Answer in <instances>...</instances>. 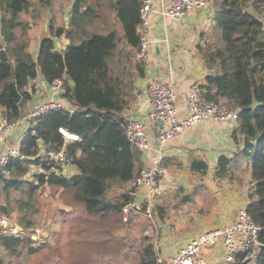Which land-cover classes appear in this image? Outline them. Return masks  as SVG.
I'll use <instances>...</instances> for the list:
<instances>
[{"label": "trees", "instance_id": "1", "mask_svg": "<svg viewBox=\"0 0 264 264\" xmlns=\"http://www.w3.org/2000/svg\"><path fill=\"white\" fill-rule=\"evenodd\" d=\"M100 1L76 0L68 27L49 20L34 54L27 48L30 37L21 42L16 31L21 26L22 33L28 34L40 13L50 12L53 0H0V27L7 43L0 55L1 112L11 120L22 118L33 96L28 84L39 74L48 83L63 78L67 90L62 96L76 106L32 118L19 141L20 153L0 167V205L8 214L20 211L18 225L22 229L18 233L0 232V246L13 253L21 246H29L30 253L43 248V244L31 246L32 238L24 234L34 228L41 186L62 193L70 191L75 202L101 221L113 220L120 226L133 222L132 216L122 220V207L132 181L144 167L143 151L127 134L128 110L137 97V81L146 75V62L137 56L143 0L114 2L124 28L121 35L113 29L101 32L89 27L102 5ZM211 1L215 7L214 25L198 45L209 69L202 86L208 99L238 111L232 133L237 150L231 156H219L214 178L217 183L233 179L243 164L249 163L252 186L247 209L262 227L264 245V3ZM24 13L29 14L28 18L23 17ZM62 34L71 39L65 51L55 46V37ZM120 41L123 46L117 50ZM61 128L82 138L72 145L79 172L71 176L57 173L39 155L41 145L46 149L64 145L66 137ZM32 165H40L43 171L27 179ZM190 168L206 174L209 164L194 159ZM159 215L163 219L165 214L159 210ZM89 236L88 240L96 241ZM141 240L137 264H163L156 244L145 236ZM108 258L103 255L104 260ZM0 264H10V260L0 257ZM235 264H264V246L251 260L244 261L243 254L238 253Z\"/></svg>", "mask_w": 264, "mask_h": 264}, {"label": "crops", "instance_id": "2", "mask_svg": "<svg viewBox=\"0 0 264 264\" xmlns=\"http://www.w3.org/2000/svg\"><path fill=\"white\" fill-rule=\"evenodd\" d=\"M75 1L53 0L48 13L49 19L55 20L57 26L68 27ZM169 1L155 0L158 12L155 11L150 19V36L153 41L146 58V75L137 81V97L128 110V117L147 120L149 87L154 80L173 82L179 114L182 117L188 111L187 93L190 85L197 81L201 84L205 82L209 69L198 45L203 42L204 34L213 28L215 7L209 0V5L203 9L183 16L165 17L160 10ZM262 16L264 20V13ZM92 23V27L91 24L89 27L94 30H101L109 25L102 9H99ZM54 40L56 48L60 51H65L71 43V39L65 34L56 36ZM32 83H35L36 89L30 87L34 98L28 107L31 105L35 107L36 104L51 97L49 83L41 74L33 79ZM67 101L72 109L76 108L72 102L68 99ZM236 125L237 121L229 119L203 118L162 147L156 140L155 128L152 125L149 127L152 148L143 152L144 166L159 159L167 162L163 163L165 172L159 186L161 197L159 196L154 216L161 222L159 225L163 228L159 244L161 261L170 258L189 238L205 230L232 223L238 210L249 204L252 186L249 163L247 165L244 163L233 179H224L217 183L214 178L219 156L222 153L231 156L237 150L238 144L232 134ZM23 128L24 125H21L10 134L0 147V152L18 146ZM194 159L205 160L209 164L208 173L192 171L190 167ZM37 167L42 169L40 165H32L31 169L35 170ZM77 172L79 168L74 165L66 174L71 176ZM180 202L181 206L185 205L183 213L173 216L169 207L181 208ZM198 202L200 204H197ZM192 203L197 207L194 208ZM159 210L165 214L163 219L160 215L157 216ZM204 254L209 262L219 263L223 259V246L221 243L209 246L204 249Z\"/></svg>", "mask_w": 264, "mask_h": 264}, {"label": "built area", "instance_id": "3", "mask_svg": "<svg viewBox=\"0 0 264 264\" xmlns=\"http://www.w3.org/2000/svg\"><path fill=\"white\" fill-rule=\"evenodd\" d=\"M209 5V0H170L160 13L163 16H183L197 9H203ZM158 10L155 8V0H143L140 9L141 15V46L138 57L146 62L148 49L152 43L150 36V19ZM1 18V17H0ZM6 40L0 27V55L5 51ZM51 97L33 107L27 115L17 120H11L0 112V147L7 141L10 134L21 125H28L32 118H37L45 112L54 109L73 110L68 104L63 93L67 90V84L61 77L55 78L49 83ZM147 120L129 117L127 122V134L129 140L143 152L152 148V138L149 127L156 130V140L162 147L169 140L179 137L182 133L198 123L203 118L229 119L237 121L238 111L229 108L226 104L210 100L205 95V90L200 82H193L187 93V114L180 116L177 93L171 81L151 82L149 87V104ZM29 119L25 121V119ZM163 119L161 124L158 120ZM61 131L66 137L64 145L59 149H46L41 145L40 159L53 165V169L59 174L67 175L76 165L72 154V145L82 138L76 133H70L64 128ZM22 137L20 135L19 141ZM161 151V148L159 149ZM20 153L19 144L7 151L0 152V167L7 164L11 156ZM165 172V166L161 159L150 165L144 166L130 185L129 197L122 207V220L127 221L133 214H143L151 217L156 211L160 196V180ZM67 173V174H66ZM69 176V175H67ZM20 226L11 222L9 214L0 205V232L18 233ZM262 227L252 217L247 206L240 208L236 219L221 227L205 230L189 238L180 248L170 256L163 264H235L238 253L243 254V260L254 259L263 247L260 234ZM221 243L223 246V259L219 263L209 262L204 254V249Z\"/></svg>", "mask_w": 264, "mask_h": 264}, {"label": "rangeland", "instance_id": "4", "mask_svg": "<svg viewBox=\"0 0 264 264\" xmlns=\"http://www.w3.org/2000/svg\"><path fill=\"white\" fill-rule=\"evenodd\" d=\"M38 1L33 0L36 3ZM115 1H100L102 5H100L99 9H102L103 13L105 12L109 25L98 31L108 32L113 29L121 35L124 32V28L118 16V11L115 7L113 8ZM22 15L24 18L29 16L28 13ZM49 15L42 11L37 23L28 29V34L22 33L23 29L21 26L16 31L21 42L25 43L26 39L30 37L27 48L34 54L37 52L40 39L47 32L46 29L50 23ZM122 46L123 43L120 41L117 50H120ZM31 81L28 84V88L34 87L36 89L35 83L31 84ZM29 104L30 102L27 105ZM32 108V105L26 106L23 116L27 115ZM27 120L29 119L26 118L25 121ZM26 126L24 125L23 130ZM245 165H247V162H245ZM33 170L31 169L26 175L27 179H32L35 173L43 171L40 167ZM38 195L40 208L33 216L34 228L27 230L24 234L32 238L31 246L38 247L43 244V248L30 253L29 246L23 249L21 246L16 253H13L0 246V257L10 260V264H137L138 250L142 246L141 238L145 236L159 248L163 228L159 225L161 222L157 221L154 215L148 217L133 214L131 215L134 219L132 223L120 226L117 225L116 221H101L97 215L85 211L80 203L72 199L70 191L62 193L58 189L41 186ZM173 199L175 200V198ZM197 204H200V202ZM192 206L194 208L197 207L195 203H192ZM184 207L185 205L181 206V208L169 207V210L173 216H176L178 213H183ZM9 216L11 222L20 224L19 210L10 213ZM136 218L137 221H135ZM87 234L90 235L88 238H96V241L91 242V239L88 240ZM93 252L99 254L91 256L90 254ZM103 255L109 258L104 260Z\"/></svg>", "mask_w": 264, "mask_h": 264}, {"label": "water", "instance_id": "5", "mask_svg": "<svg viewBox=\"0 0 264 264\" xmlns=\"http://www.w3.org/2000/svg\"><path fill=\"white\" fill-rule=\"evenodd\" d=\"M161 124H163L164 123V120L163 119H159L158 120ZM20 228H21V226H20ZM22 229V228H21ZM262 246H264V245H262Z\"/></svg>", "mask_w": 264, "mask_h": 264}, {"label": "bare ground", "instance_id": "6", "mask_svg": "<svg viewBox=\"0 0 264 264\" xmlns=\"http://www.w3.org/2000/svg\"><path fill=\"white\" fill-rule=\"evenodd\" d=\"M222 103V102H221Z\"/></svg>", "mask_w": 264, "mask_h": 264}]
</instances>
